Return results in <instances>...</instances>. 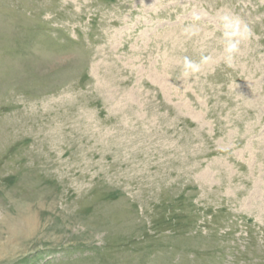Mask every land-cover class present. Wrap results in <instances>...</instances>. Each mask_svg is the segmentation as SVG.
I'll return each mask as SVG.
<instances>
[{
  "label": "rangeland",
  "instance_id": "374dc122",
  "mask_svg": "<svg viewBox=\"0 0 264 264\" xmlns=\"http://www.w3.org/2000/svg\"><path fill=\"white\" fill-rule=\"evenodd\" d=\"M0 264H264V0H0Z\"/></svg>",
  "mask_w": 264,
  "mask_h": 264
},
{
  "label": "clouds",
  "instance_id": "9594fccd",
  "mask_svg": "<svg viewBox=\"0 0 264 264\" xmlns=\"http://www.w3.org/2000/svg\"><path fill=\"white\" fill-rule=\"evenodd\" d=\"M225 30L223 31L220 40L225 53L224 62L228 67H231L236 54L240 51V46L243 40L247 38L249 29L247 26L241 28L239 17L232 15H224L222 17ZM186 33L195 34L193 29L186 28ZM211 57L202 56L199 60H194L189 56H184L182 60L181 76L188 78L200 73L202 65L208 63Z\"/></svg>",
  "mask_w": 264,
  "mask_h": 264
}]
</instances>
